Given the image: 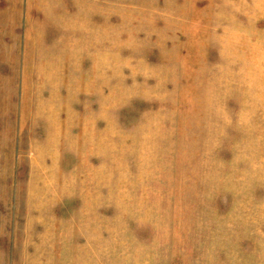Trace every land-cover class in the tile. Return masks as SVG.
I'll return each instance as SVG.
<instances>
[{
  "label": "rangeland",
  "instance_id": "374dc122",
  "mask_svg": "<svg viewBox=\"0 0 264 264\" xmlns=\"http://www.w3.org/2000/svg\"><path fill=\"white\" fill-rule=\"evenodd\" d=\"M0 264H264V0H0Z\"/></svg>",
  "mask_w": 264,
  "mask_h": 264
}]
</instances>
